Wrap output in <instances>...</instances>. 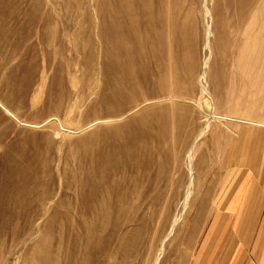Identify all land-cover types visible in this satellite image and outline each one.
Returning a JSON list of instances; mask_svg holds the SVG:
<instances>
[{
  "label": "rangeland",
  "instance_id": "1",
  "mask_svg": "<svg viewBox=\"0 0 264 264\" xmlns=\"http://www.w3.org/2000/svg\"><path fill=\"white\" fill-rule=\"evenodd\" d=\"M133 1L114 52V0H0V264H188L264 173V0H167L147 41Z\"/></svg>",
  "mask_w": 264,
  "mask_h": 264
},
{
  "label": "crops",
  "instance_id": "2",
  "mask_svg": "<svg viewBox=\"0 0 264 264\" xmlns=\"http://www.w3.org/2000/svg\"><path fill=\"white\" fill-rule=\"evenodd\" d=\"M17 136L20 151L35 149L34 132H18ZM4 152L0 142V178ZM224 180L221 177L220 183ZM224 188L205 226L192 228L196 236L189 247L193 257L188 264H264V173L248 169Z\"/></svg>",
  "mask_w": 264,
  "mask_h": 264
},
{
  "label": "bare ground",
  "instance_id": "3",
  "mask_svg": "<svg viewBox=\"0 0 264 264\" xmlns=\"http://www.w3.org/2000/svg\"><path fill=\"white\" fill-rule=\"evenodd\" d=\"M137 3L140 6V15L143 17L142 19H144V26L141 31L146 41L150 40L152 37L161 39L164 30L166 33H170V31L172 32L173 26H170L166 23L168 21H166L168 16L166 15V17L163 12V8L168 5L167 0H157L158 11L153 18L152 0H137ZM134 8L135 5L133 0H114L113 11L111 13V19L114 27L112 37L114 43V52L119 51V48H117L119 44L123 45L125 50H128L131 44L132 40L130 39V29L131 27L133 28L137 26V20L133 12ZM165 13L169 14V12ZM134 38L137 40V36H134Z\"/></svg>",
  "mask_w": 264,
  "mask_h": 264
}]
</instances>
